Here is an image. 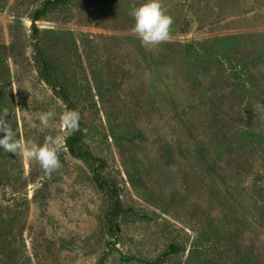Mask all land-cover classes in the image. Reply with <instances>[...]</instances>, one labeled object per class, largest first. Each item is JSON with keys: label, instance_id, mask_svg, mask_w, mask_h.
<instances>
[{"label": "rangeland", "instance_id": "1", "mask_svg": "<svg viewBox=\"0 0 264 264\" xmlns=\"http://www.w3.org/2000/svg\"><path fill=\"white\" fill-rule=\"evenodd\" d=\"M44 1L0 0V110L18 139L56 147L61 168L0 150V264H264V0H161L174 23L152 49L131 15L144 0H69L34 30ZM36 44L120 189L118 231L65 148L67 108Z\"/></svg>", "mask_w": 264, "mask_h": 264}, {"label": "clouds", "instance_id": "2", "mask_svg": "<svg viewBox=\"0 0 264 264\" xmlns=\"http://www.w3.org/2000/svg\"><path fill=\"white\" fill-rule=\"evenodd\" d=\"M131 15L135 20L134 31L141 45L146 49L155 48L169 40L170 29L174 21L164 12L161 0H144L140 6L133 9ZM55 115L53 111L45 112L40 115L39 121L47 126ZM9 116L7 108L0 110V150L18 154L26 162L38 161L48 176L58 172L61 168L58 149L49 147L48 143L38 145L18 139L16 130L8 123ZM80 119L78 110H67L60 116L62 125L73 132L79 130Z\"/></svg>", "mask_w": 264, "mask_h": 264}, {"label": "trees", "instance_id": "3", "mask_svg": "<svg viewBox=\"0 0 264 264\" xmlns=\"http://www.w3.org/2000/svg\"><path fill=\"white\" fill-rule=\"evenodd\" d=\"M68 1L69 0H45L43 6L38 9L31 18L34 30H37V21L41 20L50 10L66 5ZM35 48L41 58L40 73L42 78L48 85H50L54 93L65 104L67 110H78L80 112L81 119L79 121V130L75 132L72 131V134L66 139L65 148L73 157L83 160L90 166L93 172V178L98 187L103 190L110 199V208L105 216L106 223L109 225L110 229L118 231L117 220L124 216L126 209L121 199L119 187L104 174L108 162L106 159L96 156L91 149L84 145L86 133L82 110L78 107L77 102L72 97L70 88L67 87V85L55 74L59 70L58 65L45 57L42 47L36 44ZM171 250L176 252L179 250V247L176 244H172ZM256 251V256L259 257L261 253L258 247L256 248ZM257 264L263 263L258 261Z\"/></svg>", "mask_w": 264, "mask_h": 264}]
</instances>
